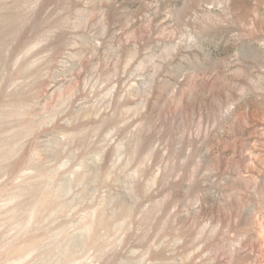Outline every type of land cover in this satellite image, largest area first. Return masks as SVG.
Masks as SVG:
<instances>
[{"label": "rangeland", "instance_id": "rangeland-1", "mask_svg": "<svg viewBox=\"0 0 264 264\" xmlns=\"http://www.w3.org/2000/svg\"><path fill=\"white\" fill-rule=\"evenodd\" d=\"M0 264H264V0H0Z\"/></svg>", "mask_w": 264, "mask_h": 264}]
</instances>
